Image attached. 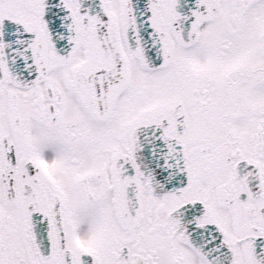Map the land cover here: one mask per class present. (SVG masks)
Returning a JSON list of instances; mask_svg holds the SVG:
<instances>
[{
  "label": "snow or ice",
  "instance_id": "obj_1",
  "mask_svg": "<svg viewBox=\"0 0 264 264\" xmlns=\"http://www.w3.org/2000/svg\"><path fill=\"white\" fill-rule=\"evenodd\" d=\"M0 264H264V0H0Z\"/></svg>",
  "mask_w": 264,
  "mask_h": 264
}]
</instances>
